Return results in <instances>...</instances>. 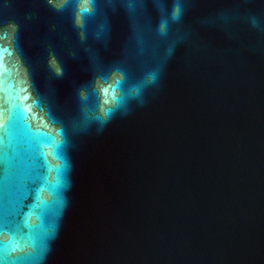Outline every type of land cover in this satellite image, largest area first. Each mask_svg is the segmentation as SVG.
<instances>
[{
	"label": "water",
	"instance_id": "water-1",
	"mask_svg": "<svg viewBox=\"0 0 264 264\" xmlns=\"http://www.w3.org/2000/svg\"><path fill=\"white\" fill-rule=\"evenodd\" d=\"M0 264H264V0H0Z\"/></svg>",
	"mask_w": 264,
	"mask_h": 264
},
{
	"label": "snow or ice",
	"instance_id": "snow-or-ice-1",
	"mask_svg": "<svg viewBox=\"0 0 264 264\" xmlns=\"http://www.w3.org/2000/svg\"><path fill=\"white\" fill-rule=\"evenodd\" d=\"M3 127H5V125H0V128H3Z\"/></svg>",
	"mask_w": 264,
	"mask_h": 264
}]
</instances>
